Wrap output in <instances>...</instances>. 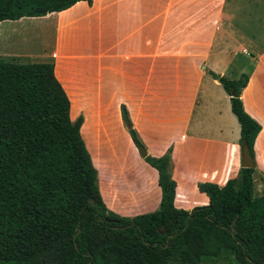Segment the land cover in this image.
<instances>
[{"label": "crops", "instance_id": "1", "mask_svg": "<svg viewBox=\"0 0 264 264\" xmlns=\"http://www.w3.org/2000/svg\"><path fill=\"white\" fill-rule=\"evenodd\" d=\"M0 58L53 64L70 99L71 120L86 112L78 99L92 93L116 95L118 106L127 107L146 154L160 156L169 146L174 149V204L188 192H202L198 182L207 180L178 165L199 142L207 143L203 146L210 161L219 157L221 179L213 176L209 182L222 186L241 169L240 125L229 95L207 70L231 79L246 74L240 98L260 124L253 144L254 177L264 178V0H80L42 16L0 21ZM102 75L111 87L97 82ZM117 120L123 125L120 115ZM84 124L83 117L80 132ZM124 141L140 177L138 203L126 211L134 217L154 211L161 191L157 171L128 137ZM86 145L92 162L101 160ZM221 145L228 146L223 157L217 151ZM199 157L196 162L203 167L205 157ZM94 163L104 197L105 186L117 181V174L110 165ZM128 179L132 187L137 185L138 178ZM202 193L207 198L201 204H208Z\"/></svg>", "mask_w": 264, "mask_h": 264}, {"label": "trees", "instance_id": "2", "mask_svg": "<svg viewBox=\"0 0 264 264\" xmlns=\"http://www.w3.org/2000/svg\"><path fill=\"white\" fill-rule=\"evenodd\" d=\"M80 0H0V21L42 16ZM91 2L92 0H85ZM228 93L251 156L260 124L240 94L248 77L210 72ZM70 99L47 62L0 59V264H200L229 250L238 264H264V191L254 167L220 186L198 184L209 198L191 210L174 205L170 156H142L158 172V209L132 218L108 211L97 170L71 120ZM133 142L143 146L127 116ZM264 179V178H262Z\"/></svg>", "mask_w": 264, "mask_h": 264}, {"label": "rangeland", "instance_id": "3", "mask_svg": "<svg viewBox=\"0 0 264 264\" xmlns=\"http://www.w3.org/2000/svg\"><path fill=\"white\" fill-rule=\"evenodd\" d=\"M7 61H11V60H7ZM211 71L212 70H207L208 74L212 78H214L210 73ZM97 75L99 76L101 75V70L98 71L97 69ZM103 79H104V75H102L100 77V81L97 82H102ZM104 84H109L108 86H110L112 82L105 80L104 83L102 82L103 86ZM106 95L107 96L101 94L100 96L97 93H92V96L89 98H81L77 100L78 105L82 106L83 108L86 107V112L85 113L81 112L82 114L80 113L81 116L84 117L85 119V124L83 126L81 133L84 141L86 140V143H88V145L94 150V152L101 158V160L95 159L93 161L95 168H96V165L94 163L95 161L99 164L100 162H102L107 165H110L112 167L111 169L114 175L117 174V177L115 178L117 179V181H114L111 184L105 186L106 196L103 197V195H101L102 201L106 209L120 217L132 218V216L126 214L127 213L126 211H128L129 205H135L138 203L139 193L135 192V190L139 191V187L141 185L140 186L138 185L140 177L138 175L139 170L137 169V164L134 161L135 160L133 157L134 155L132 151H130L131 147L129 146L128 142L127 141L125 142L124 139L127 137L129 138L132 145L134 146V149L140 154L141 157L144 155L141 153L140 149L143 148L144 150H146V145L142 140L139 132L132 126L136 132L137 137L142 142L143 146L137 147L133 142L128 125L122 114V106H124L127 112V116L130 120V124H132L127 107L121 103L118 106L119 99L116 95L112 96L111 92L106 93ZM74 105L77 106L76 101H74ZM119 115L121 117V121L123 125L118 123L117 119ZM122 126H124L125 128L127 137L123 133ZM204 144L207 143L205 141L199 142L198 147L192 149V151L190 152L192 153L191 156L183 160H178V165L180 167L185 168L187 170L190 169L191 172L198 173V175L200 176L206 175L207 180H199L198 183L209 182L214 179L213 176L217 177L219 180L221 179L219 176V171L217 170L220 164V161L218 160L219 157H217V159H215V161L213 162L210 161L209 156L205 157L206 149L203 146ZM227 148H228L227 145H221L217 147V151L221 157H223L222 153L226 151ZM166 153H168L170 156V161H171L170 172L172 174V166L175 162V160L173 159L174 149L172 148V146H169L163 154ZM200 155H202V157H205L203 167H201L196 162V159H199ZM142 159L144 160L143 157ZM144 162L146 161L144 160ZM146 163L150 165L148 162ZM150 166L153 167L152 165ZM228 169H231V166H228ZM240 172L241 170L239 169V171L235 175H232L233 171H230V173L228 174H231L232 176L229 179H236L238 181L240 178ZM133 176L135 177V179L138 178V181L136 183L137 185H134L132 187V183L128 178H131ZM97 184L98 187H100L98 176H97ZM255 190H256V194H259L264 191V179H262L259 176H257L255 180ZM160 191H161V187H160ZM205 198L207 197L204 193L195 190L193 193L188 192L186 195H183L181 199L178 197L174 205L177 208L191 210L194 207L205 205L207 202H203L204 204H201L202 201H205ZM190 206L191 208L188 209L187 207ZM158 207L156 209H158ZM168 264H179V263L169 262ZM200 264H238V263L234 259L233 254L229 250H225L221 255L217 257H210V256L204 257L200 262Z\"/></svg>", "mask_w": 264, "mask_h": 264}, {"label": "water", "instance_id": "4", "mask_svg": "<svg viewBox=\"0 0 264 264\" xmlns=\"http://www.w3.org/2000/svg\"><path fill=\"white\" fill-rule=\"evenodd\" d=\"M140 150L141 153L145 156L146 150H144L143 148H141ZM241 166L246 168L254 167V160L250 154L249 146L245 140H242L241 142Z\"/></svg>", "mask_w": 264, "mask_h": 264}]
</instances>
